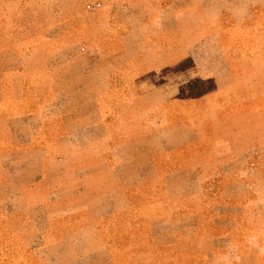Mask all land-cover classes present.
<instances>
[{
  "label": "crops",
  "instance_id": "obj_1",
  "mask_svg": "<svg viewBox=\"0 0 264 264\" xmlns=\"http://www.w3.org/2000/svg\"><path fill=\"white\" fill-rule=\"evenodd\" d=\"M246 1L226 3L219 13L228 11L236 23L252 18ZM170 6L156 9L177 19ZM152 18L133 46L122 39V55L83 58L90 68L74 73L70 84L62 73L56 80L54 72H43L49 84L40 87L35 67L49 59L47 51L32 39L11 43L15 65L0 70V198L2 192L18 196L37 209L28 221L49 227L42 248L31 249L39 264H185L184 254L206 252L188 246L190 231L164 230L196 220L180 215L185 198L179 204L168 179L186 170L180 168L194 158L200 138L177 109H168L175 102L172 87L158 83L179 78L172 36L148 42L155 53L138 54L141 41L157 36L149 29L160 23ZM37 231L26 239L38 238Z\"/></svg>",
  "mask_w": 264,
  "mask_h": 264
},
{
  "label": "rangeland",
  "instance_id": "obj_2",
  "mask_svg": "<svg viewBox=\"0 0 264 264\" xmlns=\"http://www.w3.org/2000/svg\"><path fill=\"white\" fill-rule=\"evenodd\" d=\"M249 1L252 18L236 23L219 9L246 0H0V70L15 65L13 40H35L49 56L35 67L40 87L49 84L43 72H54L56 80L62 73L70 84L74 73L90 68L83 58L122 55V39L132 46L138 42L146 18L160 24L150 27L157 36L141 41L145 46L138 54L155 53L148 45L172 36L179 55L173 73L179 78L158 83L172 87L175 102L168 109H177L179 120L200 138L194 158L180 168L186 170L168 179L179 204L185 198L180 215L196 220L164 230H188L195 239L188 246L206 251L184 254L185 264H264V0ZM167 6L176 7L177 19L157 11ZM67 97L73 103L75 95ZM2 193L0 264H39L31 249L42 248L49 227L28 221L36 208ZM34 228L38 238L26 239Z\"/></svg>",
  "mask_w": 264,
  "mask_h": 264
},
{
  "label": "built area",
  "instance_id": "obj_3",
  "mask_svg": "<svg viewBox=\"0 0 264 264\" xmlns=\"http://www.w3.org/2000/svg\"><path fill=\"white\" fill-rule=\"evenodd\" d=\"M96 7H98V6H96Z\"/></svg>",
  "mask_w": 264,
  "mask_h": 264
}]
</instances>
